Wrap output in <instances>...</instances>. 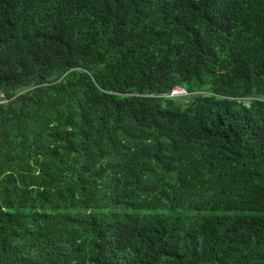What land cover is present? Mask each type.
<instances>
[{"label": "trees", "instance_id": "trees-1", "mask_svg": "<svg viewBox=\"0 0 264 264\" xmlns=\"http://www.w3.org/2000/svg\"><path fill=\"white\" fill-rule=\"evenodd\" d=\"M0 264H264V0H0Z\"/></svg>", "mask_w": 264, "mask_h": 264}, {"label": "built area", "instance_id": "built-area-1", "mask_svg": "<svg viewBox=\"0 0 264 264\" xmlns=\"http://www.w3.org/2000/svg\"><path fill=\"white\" fill-rule=\"evenodd\" d=\"M171 95H188V93L184 90L181 89L180 87L174 88ZM246 107H250V102L249 100H247V102L245 103Z\"/></svg>", "mask_w": 264, "mask_h": 264}, {"label": "clouds", "instance_id": "clouds-1", "mask_svg": "<svg viewBox=\"0 0 264 264\" xmlns=\"http://www.w3.org/2000/svg\"><path fill=\"white\" fill-rule=\"evenodd\" d=\"M177 88V87H176ZM181 88V87H180ZM181 89H183V88H181ZM185 90V89H184ZM173 91V90H172ZM186 91V90H185ZM187 92V91H186ZM172 93V92H171ZM188 93V92H187ZM171 95V94H170ZM188 95H189V93H188Z\"/></svg>", "mask_w": 264, "mask_h": 264}]
</instances>
